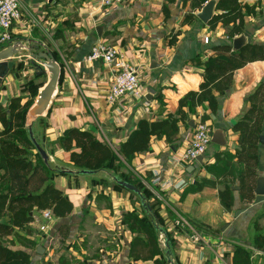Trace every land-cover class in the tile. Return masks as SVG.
<instances>
[{
    "label": "crops",
    "instance_id": "1",
    "mask_svg": "<svg viewBox=\"0 0 264 264\" xmlns=\"http://www.w3.org/2000/svg\"><path fill=\"white\" fill-rule=\"evenodd\" d=\"M19 1L22 19L13 24L11 33L14 44L20 43L22 48L8 60L14 66L0 84V105L7 106L11 99L21 97L23 103L33 101L31 110L53 77L45 66L47 61L40 55L53 56L60 66L54 96L42 116L33 118L29 110L26 127L46 146L52 169L50 184L71 203L72 211L57 217L53 209H47L53 215L48 222L43 217L46 210L35 209L33 221L6 238L9 247L30 254V264H154L131 257L136 234L126 224L129 214L146 216L141 198L145 190L160 227L175 243V263L234 264L237 247L241 246L252 252L251 264H264V253L254 245L253 228L264 213V201L243 203L235 189L232 211H224L218 193L226 184H232V178L222 177L216 168L206 169V165L214 162L216 153L235 155L239 136L232 125L248 107L247 97L264 83V61L236 71L229 94H217L219 111L208 123L214 132L223 133L226 144L212 142L203 164L189 165L183 177L188 184L184 189L159 193V178L170 174L168 163L190 144L194 128L189 124L180 125L173 144L152 139L150 151L137 155L120 174L116 163L93 174H82L58 141L67 131L79 129L117 149L128 140L140 120H163L176 113L180 99L199 90L206 62L217 56L213 47L232 43L226 29L221 24L211 29L197 16L200 10L192 12L186 0L169 4L168 18L163 12L166 0H130L105 15L95 16L88 12L93 11L97 0ZM241 2L254 7L258 14L246 18L245 31L236 38L244 36L248 43L264 44V0ZM190 13L195 19L185 24ZM94 19L96 23L91 22ZM205 36L210 37L209 44L204 43ZM98 42L115 47L138 67L144 97L137 100L128 96L113 105L108 103L112 70L102 62H86ZM210 113L208 108L199 107L188 123L194 121L196 125L204 114ZM35 154L33 151V161ZM236 161L234 166L239 172L242 166ZM258 175L264 178V144L260 149ZM126 176L141 195L118 184L117 180ZM201 178L217 180V188L196 192L193 186ZM180 217L193 222L187 220L201 241H193L177 225ZM260 221L264 227V219ZM43 225H47L45 231L41 230ZM159 242L165 250L164 233H160Z\"/></svg>",
    "mask_w": 264,
    "mask_h": 264
},
{
    "label": "trees",
    "instance_id": "2",
    "mask_svg": "<svg viewBox=\"0 0 264 264\" xmlns=\"http://www.w3.org/2000/svg\"><path fill=\"white\" fill-rule=\"evenodd\" d=\"M175 1L166 0L163 7L166 18L170 16L169 4ZM207 1L186 0L190 2L192 12L201 10ZM216 10L218 13L208 26L215 29L221 24L232 43L213 47L217 56L206 62L204 80L199 90L189 92L181 98L176 113L169 114L165 119L140 120L128 140L117 149L98 140L91 132L79 129L67 131L58 142L70 154V161L74 166L80 168L81 172L95 173L110 168L116 162L119 166L125 165L124 162L131 165L137 155L150 151L152 139H164L166 143L173 144L180 125H188L190 115H195L199 107L208 108L211 112L202 116L203 123L211 120L212 115H217V94L224 95L231 89L236 71L250 63L264 61V44L247 43L239 50L233 47L234 39L245 31L246 18L258 14L254 7L243 4L241 0H219ZM194 19L195 15L190 13L184 23H191ZM246 103L248 107L232 125L233 132L239 136L235 155L228 152L216 153L214 162L206 165L208 171L216 168L222 177L232 178V184H226L218 193L220 204L226 212L232 211L235 200V189L232 186L236 184L243 203L251 204L256 199L260 149L264 144V83L259 84L247 97ZM32 106L33 101L23 103L21 97L11 99L7 106L0 105V264H30V254L21 250L13 251L6 238L13 235L17 228L25 229L33 221L35 209H53L57 217H64L72 211L71 203L50 184L52 169L45 164L30 138L26 116ZM35 138L46 150V146L36 136ZM33 151L36 152L35 161L32 160ZM234 159L242 166L239 172H236ZM123 178L118 180L131 182L129 177ZM217 186V180L201 178L193 187L196 192H201L206 188L216 189ZM142 203L146 216L140 218L138 214L132 213L126 217L128 228L136 234L130 255L135 260L172 264L175 243L171 235L160 227L153 207L146 199ZM261 219H264V213L253 224L256 232L254 245L264 253V227ZM160 233L165 234V250L160 246ZM251 257V251L238 246L234 264H251Z\"/></svg>",
    "mask_w": 264,
    "mask_h": 264
},
{
    "label": "built area",
    "instance_id": "3",
    "mask_svg": "<svg viewBox=\"0 0 264 264\" xmlns=\"http://www.w3.org/2000/svg\"><path fill=\"white\" fill-rule=\"evenodd\" d=\"M129 1L97 0L93 11H89L88 13L92 16L96 14L105 15ZM20 19H22V10L19 0H0V51L14 45L15 39L11 33V27ZM95 21L97 19L91 22L96 23ZM204 43H210L209 36L204 37ZM86 62L88 64L102 62L112 70L113 75L107 97L110 105L121 102L128 96L137 100L144 97L145 93L138 67L130 63L115 47L102 42L96 43L87 55ZM213 133V127L208 122L203 123L200 119L196 123L187 149L181 153L174 154L170 160L171 162L168 163L169 176L164 177L162 175L159 178V193L168 190H182L188 185L183 177L187 174L189 165L198 162L199 157H203V161L207 159L210 146L212 145ZM158 167H160L159 164L157 165ZM43 217L46 221L50 222L53 218L52 212L49 210L44 211ZM177 225L182 226L190 234L193 241H201V236L186 219L178 218ZM46 227L47 225H43L41 230L45 231Z\"/></svg>",
    "mask_w": 264,
    "mask_h": 264
},
{
    "label": "water",
    "instance_id": "4",
    "mask_svg": "<svg viewBox=\"0 0 264 264\" xmlns=\"http://www.w3.org/2000/svg\"><path fill=\"white\" fill-rule=\"evenodd\" d=\"M218 1L219 0H210L199 12H197V16L200 18V20L203 23L208 24L210 20L214 17L215 11L217 9ZM247 43L248 42H247L246 37L242 36L240 38L234 39L233 47L235 50H239L242 47H244ZM21 48L22 46L20 45V43H16L12 47H9L3 51H0V84L2 83L3 79L9 73L10 69L14 66V62L12 61L8 62V60L12 58L14 55L19 54ZM40 57L44 58L47 61L45 66L53 74V77L49 81L47 86L44 88V90H42V92L40 93L37 104L30 110V116L33 118L40 117L44 114L47 106L49 105L50 101L52 100L54 96V93H55V90L58 84L59 74H60V66L58 65V63L55 61V59L50 53L41 54ZM227 94H229V91H227ZM189 125L192 128H195L194 121H190ZM29 133H30V138L32 139L38 152L41 154L45 164L49 165L50 157L47 151L37 141L32 129H30ZM212 142L215 144H219V145H225L226 142L224 140L223 133L220 132L219 130L215 131L213 133ZM198 162L203 164V157H199ZM66 173H69V172H66ZM81 173L82 174H92V172H87V171H83ZM117 181L121 186L137 193L138 195H141L140 190L134 185L124 182V181H119V180ZM233 188L236 190H239L238 187H233ZM255 194H256L255 203H260L264 201V178L262 177H258ZM38 251L39 253L41 252L40 247ZM171 262L172 264H175L173 260Z\"/></svg>",
    "mask_w": 264,
    "mask_h": 264
},
{
    "label": "rangeland",
    "instance_id": "5",
    "mask_svg": "<svg viewBox=\"0 0 264 264\" xmlns=\"http://www.w3.org/2000/svg\"><path fill=\"white\" fill-rule=\"evenodd\" d=\"M211 146H212V145H211ZM211 146H210V147H211ZM121 162H122V161H121ZM123 162H124V161H123ZM123 162H122V163H123ZM116 164L118 165V162H116ZM124 164H125V165H121V164H120V166L118 165V166H119L118 174H120V173L122 172L123 167L125 168V170H126V168H128L125 162H124ZM80 174H81V173H80ZM92 174H93V173H92ZM147 181H148V180H147ZM145 196H146V197H145ZM141 198L146 199L147 202H148V192H146V191L144 190V195L141 196ZM186 220L192 222V221L189 220V219H186ZM192 223H193V222H192Z\"/></svg>",
    "mask_w": 264,
    "mask_h": 264
}]
</instances>
